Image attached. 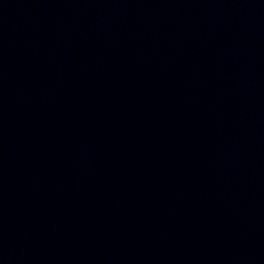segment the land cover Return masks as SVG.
Segmentation results:
<instances>
[{"label":"water","instance_id":"obj_1","mask_svg":"<svg viewBox=\"0 0 264 264\" xmlns=\"http://www.w3.org/2000/svg\"><path fill=\"white\" fill-rule=\"evenodd\" d=\"M0 264H264V0H0Z\"/></svg>","mask_w":264,"mask_h":264}]
</instances>
